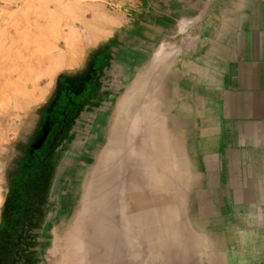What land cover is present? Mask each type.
Masks as SVG:
<instances>
[{
	"label": "rangeland",
	"instance_id": "rangeland-1",
	"mask_svg": "<svg viewBox=\"0 0 264 264\" xmlns=\"http://www.w3.org/2000/svg\"><path fill=\"white\" fill-rule=\"evenodd\" d=\"M193 2L0 0V264H101L83 217L106 160L115 212L103 264L251 259L203 210L210 109L187 90L189 53L203 45L175 23L218 19L227 1Z\"/></svg>",
	"mask_w": 264,
	"mask_h": 264
},
{
	"label": "crops",
	"instance_id": "crops-1",
	"mask_svg": "<svg viewBox=\"0 0 264 264\" xmlns=\"http://www.w3.org/2000/svg\"><path fill=\"white\" fill-rule=\"evenodd\" d=\"M226 1L218 19L175 24L203 45L187 65L188 92L193 101L202 92L210 109L211 129L199 137L203 210L216 234L235 236V251L251 256L237 264H264V0Z\"/></svg>",
	"mask_w": 264,
	"mask_h": 264
},
{
	"label": "bare ground",
	"instance_id": "bare-ground-1",
	"mask_svg": "<svg viewBox=\"0 0 264 264\" xmlns=\"http://www.w3.org/2000/svg\"><path fill=\"white\" fill-rule=\"evenodd\" d=\"M45 1V0H44ZM161 3V2H160ZM44 4V3H43ZM32 6V5H31ZM180 11V10H179ZM47 26V25H46ZM29 34V33H28ZM33 39V37H32ZM31 40V39H30ZM36 40V39H35ZM29 41V40H28ZM33 41V40H31ZM37 41V40H36ZM35 42V41H33ZM36 43V42H35ZM38 43V42H37ZM31 50V49H30ZM28 52V50H27ZM32 52V51H31ZM33 54V53H32ZM21 55V54H20ZM34 55V54H33ZM38 57V56H37ZM41 57V56H40ZM43 57V56H42ZM46 57V56H45ZM33 59V58H31ZM30 59V60H31ZM36 59V57H35ZM40 59V58H39ZM42 59V58H41ZM38 60V59H37ZM34 60L33 63H37L39 61ZM43 61V60H42ZM28 62V61H27ZM44 62V61H43ZM45 63V62H44ZM43 63V64H44ZM27 64V63H26ZM31 64V63H29ZM42 64V63H41ZM42 64V67L44 66ZM47 65V64H45ZM154 65V64H153ZM23 66V65H22ZM34 66V65H33ZM30 66V67H33ZM40 66V65H39ZM159 66V65H158ZM26 67V66H25ZM29 67V66H28ZM36 67V66H35ZM41 67V66H40ZM150 67V66H149ZM24 68V66H23ZM28 69V68H27ZM42 69V68H41ZM22 70V69H21ZM33 71V70H32ZM21 72V71H20ZM25 76V74H23ZM22 76V75H21ZM37 76V75H36ZM14 84V83H12ZM138 94V93H136ZM2 95V88L0 87V96ZM156 95V94H155ZM158 96V95H157ZM29 97V96H28ZM26 100V99H25ZM29 101V100H28ZM141 109V108H140ZM173 110V109H172ZM125 113V112H124ZM127 116V115H125ZM183 118V117H182ZM163 123V122H162ZM119 130V129H118ZM117 130V131H118ZM135 130V129H134ZM126 132V131H125ZM123 133V132H122ZM140 135V134H139ZM149 135V134H148ZM118 136V135H117ZM114 147V146H113ZM150 147V146H149ZM136 151V150H135ZM115 152V151H114ZM116 155V153H115ZM148 155V154H147ZM103 159H105V157H103ZM102 159V161H103ZM109 159V156L106 158ZM113 159H115V157L113 156ZM117 159V158H116ZM101 160V159H100ZM130 161V160H129ZM112 163V162H111ZM111 163H109L107 160L105 161V167H102L100 165V167L98 169H96V171L98 170L96 177L94 178L93 181V185H92V190L86 191L85 193V205L88 209L91 208L90 213H88V210L86 211V216H84V227L83 230H92V235L91 237L95 240L94 244L92 241V247L90 252L92 254L95 255V258L97 257V259L101 262V264H103L102 262H107L108 258H109V252L111 248V244L113 245L112 241H113V230H112V226H113V221H112V217H114V212L115 209L113 208L114 203H113V199L111 198V195L113 193L114 190V186H115V182L114 180H112V178L108 177H102L100 176V172L101 171H105L108 170L110 172V176H112L113 172H111L112 170L110 169L113 166V163L111 165ZM100 164V163H99ZM121 164V163H120ZM122 170V169H121ZM126 170V169H125ZM137 172L134 170L132 173H130V176L133 178L132 180L137 181V179H139V177L137 176L138 174H136ZM143 173V172H142ZM149 174V173H148ZM142 177V176H141ZM152 179V178H151ZM157 181V180H156ZM135 186V185H134ZM136 187V186H135ZM116 188V187H115ZM117 189V188H116ZM154 203V202H153ZM187 216V215H186ZM106 226H108L109 228H107ZM95 236V238H94ZM206 236V235H205ZM114 251V249H113ZM199 251V250H198ZM114 254V253H113ZM112 254V257H113ZM125 255V254H124ZM126 257V256H125ZM112 259V258H111ZM117 261H114V263Z\"/></svg>",
	"mask_w": 264,
	"mask_h": 264
}]
</instances>
